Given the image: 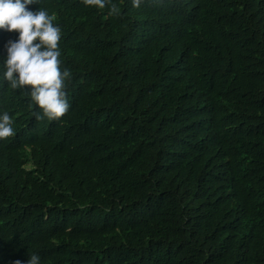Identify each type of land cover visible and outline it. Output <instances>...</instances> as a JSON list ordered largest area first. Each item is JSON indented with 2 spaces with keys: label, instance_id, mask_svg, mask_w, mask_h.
<instances>
[{
  "label": "trees",
  "instance_id": "obj_1",
  "mask_svg": "<svg viewBox=\"0 0 264 264\" xmlns=\"http://www.w3.org/2000/svg\"><path fill=\"white\" fill-rule=\"evenodd\" d=\"M112 3L28 5L61 29L56 120L0 29V264H264V0Z\"/></svg>",
  "mask_w": 264,
  "mask_h": 264
},
{
  "label": "clouds",
  "instance_id": "obj_2",
  "mask_svg": "<svg viewBox=\"0 0 264 264\" xmlns=\"http://www.w3.org/2000/svg\"><path fill=\"white\" fill-rule=\"evenodd\" d=\"M34 2L38 0H0V29L19 32L18 41L8 42L4 77L12 89L30 91L32 101L42 110V114H35L37 120H56L71 107L66 91L71 72L61 71V29L53 24L55 16L42 8L37 12L30 11L28 5ZM82 2L101 9L108 6L110 15L120 14L112 0ZM132 3L133 7L139 8L142 0H132ZM13 123L7 112L0 115V139L14 135ZM15 264L22 262L17 260ZM27 264H40V257L31 254Z\"/></svg>",
  "mask_w": 264,
  "mask_h": 264
}]
</instances>
